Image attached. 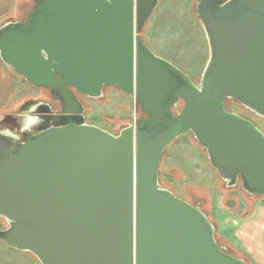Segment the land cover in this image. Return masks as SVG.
Wrapping results in <instances>:
<instances>
[{
	"label": "water",
	"instance_id": "obj_1",
	"mask_svg": "<svg viewBox=\"0 0 264 264\" xmlns=\"http://www.w3.org/2000/svg\"><path fill=\"white\" fill-rule=\"evenodd\" d=\"M160 1L35 0L25 21L0 27L3 61L62 106L53 116L34 101L18 132L0 128V240L42 264H251L159 168L192 131L228 186L264 196V131L226 107L264 117V0L197 2L210 49L199 83L141 37ZM107 86L145 114L118 134L87 123L74 92Z\"/></svg>",
	"mask_w": 264,
	"mask_h": 264
},
{
	"label": "rangeland",
	"instance_id": "obj_2",
	"mask_svg": "<svg viewBox=\"0 0 264 264\" xmlns=\"http://www.w3.org/2000/svg\"><path fill=\"white\" fill-rule=\"evenodd\" d=\"M198 1L161 0L141 31L142 39L156 55L185 71L196 83L200 82L210 55L207 34L196 11ZM33 6V1L27 3L26 10H32ZM17 77L15 105L12 109H20L28 101L52 102L51 94L46 88L30 85L19 74ZM80 98L86 108L87 123L113 134H118L122 127L129 125L143 113L139 106L136 107L134 97L116 86L105 87L102 97ZM184 103L180 100L174 111L179 112ZM226 107L229 111L253 120L264 131V117L232 99L227 100ZM4 123L16 126L12 119H5L0 124ZM159 176L163 186L201 207L215 223L219 243L250 262L246 253L227 234L232 220L241 217L242 210L249 206V202L261 200L264 196L247 193L241 182L228 186L211 165L206 149L197 141L192 131L178 137L166 148ZM7 226V221L0 216V229ZM0 264L42 263L33 253L15 249L0 240Z\"/></svg>",
	"mask_w": 264,
	"mask_h": 264
},
{
	"label": "crops",
	"instance_id": "obj_3",
	"mask_svg": "<svg viewBox=\"0 0 264 264\" xmlns=\"http://www.w3.org/2000/svg\"><path fill=\"white\" fill-rule=\"evenodd\" d=\"M35 0H0V27L8 21H25L31 10H26L27 3ZM17 73L9 67L0 55V123L5 119H12L16 126L10 123L0 124V128L10 127L18 132L27 117V109L33 101L23 103L20 109L15 105L17 92ZM11 109L12 112L11 113ZM9 122V121H8ZM252 195V194H251ZM242 210L241 217L232 220L230 231L227 235L244 253L249 263L264 264V198L249 202Z\"/></svg>",
	"mask_w": 264,
	"mask_h": 264
},
{
	"label": "flooded vegetation",
	"instance_id": "obj_4",
	"mask_svg": "<svg viewBox=\"0 0 264 264\" xmlns=\"http://www.w3.org/2000/svg\"><path fill=\"white\" fill-rule=\"evenodd\" d=\"M44 88H46V87H44ZM46 89H47V90L49 91V93L51 94L52 102H47V101H44V100H40V101H43L44 103H49V104L51 105V107H52V110H53V112L51 113V115L55 116V115L58 114V112H59L60 110H62V106H61V104H60L59 102H57L56 99L53 97L51 90H50L49 88H46ZM74 92H75L76 96L82 101V99L80 98V96H84V95L78 93V92L75 91V90H74ZM82 103H83V102H82ZM83 104H84V103H83ZM41 107H43V105H42ZM84 107H85V105H84ZM85 109H86V108H85ZM143 115H145V114L142 113V116H143ZM54 119H55V118H54Z\"/></svg>",
	"mask_w": 264,
	"mask_h": 264
},
{
	"label": "trees",
	"instance_id": "obj_5",
	"mask_svg": "<svg viewBox=\"0 0 264 264\" xmlns=\"http://www.w3.org/2000/svg\"><path fill=\"white\" fill-rule=\"evenodd\" d=\"M219 244L222 245L221 243H219ZM222 246H224V245H222ZM224 247H226V246H224ZM226 250H227L228 252H230L231 254L238 256L237 254L234 253V251L230 250L228 247H226ZM239 257H240V256H239Z\"/></svg>",
	"mask_w": 264,
	"mask_h": 264
}]
</instances>
